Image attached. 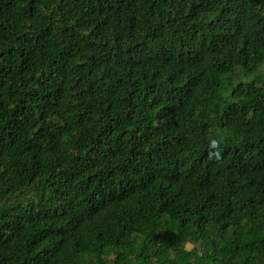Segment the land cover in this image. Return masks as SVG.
I'll return each instance as SVG.
<instances>
[{
  "label": "trees",
  "instance_id": "1",
  "mask_svg": "<svg viewBox=\"0 0 264 264\" xmlns=\"http://www.w3.org/2000/svg\"><path fill=\"white\" fill-rule=\"evenodd\" d=\"M0 264H264V0H0Z\"/></svg>",
  "mask_w": 264,
  "mask_h": 264
},
{
  "label": "clouds",
  "instance_id": "2",
  "mask_svg": "<svg viewBox=\"0 0 264 264\" xmlns=\"http://www.w3.org/2000/svg\"><path fill=\"white\" fill-rule=\"evenodd\" d=\"M217 144H218V141L215 140V139H213V140L210 141V146H211L212 148H216V147H217ZM210 155H216L217 158L219 157V153H218V151H217L216 153H210Z\"/></svg>",
  "mask_w": 264,
  "mask_h": 264
}]
</instances>
